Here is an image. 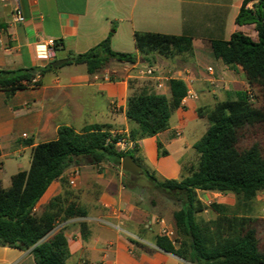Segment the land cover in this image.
<instances>
[{
  "label": "crops",
  "instance_id": "1",
  "mask_svg": "<svg viewBox=\"0 0 264 264\" xmlns=\"http://www.w3.org/2000/svg\"><path fill=\"white\" fill-rule=\"evenodd\" d=\"M243 1L19 0L25 20L13 24V1L0 0V70L44 66L66 59L69 53H83L104 40L112 26L115 29L110 47L115 52L136 53V32L190 38L191 53L187 59L181 55L174 59L154 55L152 67L163 78L164 88L159 94L169 96L167 81L174 78L182 80L196 99L185 97L183 108L170 116L168 129L138 142L148 168L152 166L167 178L178 179V155L185 144L178 143V137L188 116L192 114L203 121L197 116L199 108L209 109L223 100L216 93L234 86L235 76L245 81L239 66L224 65L213 56L210 47L212 40L227 41L234 32L243 33L246 25L235 23ZM256 2L253 0L248 6ZM49 39L60 44L51 57H47L45 46ZM142 67L138 58L134 65L113 62L99 74L88 75L84 65H65L46 74L39 87H27L11 95L0 90L1 187L8 188L14 174L29 168L33 146L55 140L61 126L79 132L86 126L103 125L112 134L127 133V97L157 92L152 78L138 75ZM110 76L115 81H108ZM212 95H216L214 100ZM157 141L167 156L157 158ZM170 146L174 147L173 155L168 151ZM73 170H77V175L70 184ZM126 178L127 173L118 168L115 158L97 165L72 163L37 201L33 208L36 215L58 195H63L64 203H75L85 211L83 217L58 219L48 234L63 231L69 253L66 264H185L154 245L155 235H160L155 220L158 216L167 223L172 220L173 202L161 199L170 205L168 217L161 211V200L155 193L145 192L141 184L127 182ZM0 264L34 261L29 250L0 247Z\"/></svg>",
  "mask_w": 264,
  "mask_h": 264
},
{
  "label": "trees",
  "instance_id": "2",
  "mask_svg": "<svg viewBox=\"0 0 264 264\" xmlns=\"http://www.w3.org/2000/svg\"><path fill=\"white\" fill-rule=\"evenodd\" d=\"M244 0L235 23L254 25L256 39L241 31L229 40H212L213 56L227 66H239L248 88L257 87L264 94V0L251 7ZM89 50L67 55L64 65H84L88 75L102 72L111 63L152 66L154 55L170 58L191 53V40L183 36L156 33H134L136 53L115 52L110 47L114 32ZM59 43L55 46L56 49ZM51 63L17 70H0V90L7 95L27 87H39L41 79L54 72ZM108 81H115L113 76ZM169 96L155 92H139L126 99L125 117L132 124L126 134H112L106 126L90 125L76 132L67 126L57 129L55 140L33 146L29 168L14 174L10 186L0 185V247L29 250L34 264H66L69 256L63 231L50 236L58 219L85 216L75 203H64L63 195L53 197L40 215L33 208L47 187L70 164L85 162L97 165L115 158L130 156L151 185L164 192L177 207L172 221L178 241L155 235L154 245L185 264H264V252L258 248L254 229L247 226L243 216H228L225 208L215 203L210 208L218 212L212 221L197 220L196 214L206 207L196 196L197 191L231 193L253 198L264 191V156L258 147L238 148L239 134L246 128L264 123V109L253 106L247 90H237L216 101L212 108H199L197 116L208 124L204 134L192 145L198 156L196 166L179 179L159 180L155 172L141 163L135 154L138 142L169 127L172 113L182 106L187 87L180 79L167 81ZM126 136L134 142L125 152L115 148L117 138ZM157 158L168 152L157 141ZM127 175H130L127 173ZM83 224L80 229L83 231ZM131 243L139 245L136 241ZM146 252L150 250L144 246Z\"/></svg>",
  "mask_w": 264,
  "mask_h": 264
},
{
  "label": "rangeland",
  "instance_id": "3",
  "mask_svg": "<svg viewBox=\"0 0 264 264\" xmlns=\"http://www.w3.org/2000/svg\"><path fill=\"white\" fill-rule=\"evenodd\" d=\"M243 33L251 37L253 40L256 39V32L254 30V25H246L243 29ZM157 55V54H155ZM158 56V55H157ZM180 56V55H179ZM181 56H186L188 58V54H182ZM154 57V56H153ZM161 57V56H160ZM174 57H170L168 59H174ZM65 66V65H64ZM171 75V74H170ZM236 83L232 87H228L229 89L222 88L220 93H216L220 96V98H225L226 92H234L237 90H247L251 95V102L254 107L259 109H264V94L257 88H248L245 81L235 76ZM244 81V83H243ZM206 92V90H205ZM213 100L216 98L212 95ZM210 102V101H209ZM128 121V120H127ZM204 121V122H203ZM200 121L195 119L192 114L188 116V120L184 128H182L180 136L178 137V143H185L180 151V155H178V163L180 165V175L185 176L188 175V172L193 169L197 164L198 156L195 153L192 145L204 134L208 124L205 119ZM132 124L128 121V130L131 128ZM126 134V133H121ZM176 137V136H175ZM252 145H256L261 153L264 156V123L255 125L252 127H248L244 129L238 137V148L244 149L248 148ZM169 153L173 155L174 147H168ZM147 154H145L146 156ZM175 155V154H174ZM135 157L142 163H144V158L141 152L136 153ZM110 159H112L110 157ZM146 163V161H145ZM118 168L120 169V164L117 163ZM151 170L155 172V176L159 180L169 179L165 175L161 174L156 168L149 167ZM179 179V178H178ZM127 182H136L141 184L142 189L145 192H150L151 194H156L160 200L164 197L169 204H171V200L169 196L164 192L154 188L151 183L146 179L143 174L138 176L127 175ZM197 198L200 202L206 207V209L196 214L197 220L203 221H212L214 220L218 212L210 208V204L215 203L218 205H222L225 210L224 213L228 216H243L247 220V226L254 229L256 232V237L258 240V248L260 252H264V191L257 192L253 198H244L241 195H235L231 193H216V192H196ZM159 206L162 212L167 213L168 217H170V205L166 206L165 202L162 200L159 202ZM174 208L177 207L174 205ZM169 213V214H168ZM159 224L158 234L166 235L171 240L178 241V236L176 235L173 221L169 219L167 223L164 220L163 216H158L155 220Z\"/></svg>",
  "mask_w": 264,
  "mask_h": 264
},
{
  "label": "built area",
  "instance_id": "4",
  "mask_svg": "<svg viewBox=\"0 0 264 264\" xmlns=\"http://www.w3.org/2000/svg\"><path fill=\"white\" fill-rule=\"evenodd\" d=\"M12 1H13V6L11 9V22L13 24H22L24 22L25 18H24V15L22 13V10H21L19 0H12ZM57 44H58V42H56L55 40H52V39H49L45 42V46L48 48L47 57L52 56L51 52L54 50V48ZM207 72H211V69L207 68ZM138 75L142 76V77L152 78L155 81L154 89L157 91L155 93L160 92L164 88L163 78H161L159 75L156 74V70L152 66L144 65V67H142L139 70ZM247 95L251 100V95L249 94V92H247ZM185 97L189 98V99H196V95L193 92H191L190 90H187ZM114 146L117 150L125 152V151L133 148L134 142L128 140L126 136H122V137H119L116 139ZM76 175H77V170H73L71 172L70 184H72L73 178ZM164 236H166V235H164Z\"/></svg>",
  "mask_w": 264,
  "mask_h": 264
},
{
  "label": "water",
  "instance_id": "5",
  "mask_svg": "<svg viewBox=\"0 0 264 264\" xmlns=\"http://www.w3.org/2000/svg\"><path fill=\"white\" fill-rule=\"evenodd\" d=\"M66 61L67 59L55 60L51 63V67L53 69L58 68L62 66L63 64H65ZM120 169L123 172L130 174L131 176H138L142 173L141 167L136 162H134V160L130 156H127L121 159Z\"/></svg>",
  "mask_w": 264,
  "mask_h": 264
}]
</instances>
